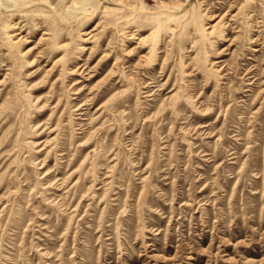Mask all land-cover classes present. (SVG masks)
I'll return each mask as SVG.
<instances>
[{
    "label": "rangeland",
    "instance_id": "rangeland-1",
    "mask_svg": "<svg viewBox=\"0 0 264 264\" xmlns=\"http://www.w3.org/2000/svg\"><path fill=\"white\" fill-rule=\"evenodd\" d=\"M0 264H264V0H0Z\"/></svg>",
    "mask_w": 264,
    "mask_h": 264
},
{
    "label": "bare ground",
    "instance_id": "bare-ground-1",
    "mask_svg": "<svg viewBox=\"0 0 264 264\" xmlns=\"http://www.w3.org/2000/svg\"><path fill=\"white\" fill-rule=\"evenodd\" d=\"M215 25V24H214ZM131 35V34H130ZM130 53V52H129ZM147 86V85H146Z\"/></svg>",
    "mask_w": 264,
    "mask_h": 264
}]
</instances>
